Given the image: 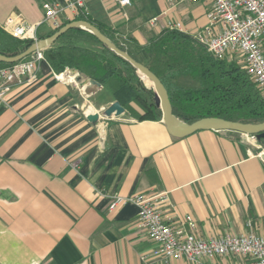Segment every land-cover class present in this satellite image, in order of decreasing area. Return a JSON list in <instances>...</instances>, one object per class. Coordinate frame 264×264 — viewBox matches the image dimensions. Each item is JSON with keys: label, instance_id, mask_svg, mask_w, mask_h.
Masks as SVG:
<instances>
[{"label": "crops", "instance_id": "0c3cea01", "mask_svg": "<svg viewBox=\"0 0 264 264\" xmlns=\"http://www.w3.org/2000/svg\"><path fill=\"white\" fill-rule=\"evenodd\" d=\"M43 1L0 0V24L18 14L40 22ZM162 1L122 6L89 0L87 8L147 63V52L132 47L130 37L145 45L179 20L195 34L208 24L212 6V0H200L181 20L169 17L171 6ZM75 16L66 9L59 21L69 23ZM52 29L45 23L37 32ZM111 96L103 85L83 94L76 83L58 80L43 60L35 82L15 87L7 103H0V264H195L143 259L155 243L141 227L136 205L110 210L116 195H152L167 222L179 224L190 215L204 239L250 231L264 235V159L257 155L258 143L233 130L175 137L163 120L89 121L90 113L115 101ZM85 105L88 109L81 110ZM241 263L233 256L201 262Z\"/></svg>", "mask_w": 264, "mask_h": 264}, {"label": "trees", "instance_id": "16d2710c", "mask_svg": "<svg viewBox=\"0 0 264 264\" xmlns=\"http://www.w3.org/2000/svg\"><path fill=\"white\" fill-rule=\"evenodd\" d=\"M73 20L93 23L118 47L140 61L124 43L113 37L114 29L105 23L96 21L90 14L76 15ZM65 24L38 35V38L54 34ZM129 40L136 49L147 52L149 59L144 64L164 83L173 113L180 120L193 123L204 117H221L245 123L264 122L261 87L236 55L217 58L195 34L170 26L164 27L145 45L132 37ZM33 42V39L12 36L0 25V53L18 54ZM88 42L101 44L102 50L89 47ZM44 57L56 73L69 69L99 81L137 120L163 119L162 109L155 102L154 88L92 32L79 27L69 29L52 46L44 49ZM13 64L0 61V67ZM259 141L264 144V138Z\"/></svg>", "mask_w": 264, "mask_h": 264}, {"label": "built area", "instance_id": "2783aa9c", "mask_svg": "<svg viewBox=\"0 0 264 264\" xmlns=\"http://www.w3.org/2000/svg\"><path fill=\"white\" fill-rule=\"evenodd\" d=\"M88 1L66 0L61 3L45 0L44 17L40 22L30 23L18 14L10 15L0 25L16 38L36 41L39 39V26L46 23L54 28L59 27V17L66 9H71L75 15L89 14ZM113 1L122 6L132 4V0ZM207 18L208 24L195 33L196 38L217 58L230 54L243 57L248 73L258 82L264 96V0H212ZM170 27L184 30L181 21L171 22ZM43 60L44 49L13 65L0 67V103H7L15 87L34 83ZM54 75L64 83L77 84L75 71L66 69L61 73L54 72ZM246 135L258 142L256 135ZM257 155L264 159V149ZM129 202L137 206L139 223L155 243L152 251L143 255V259L153 256L166 261L186 259L201 264L204 258L233 256L242 258L241 264H264V235L250 231L204 239L196 234V223L192 216L187 215L179 224H171L158 208L156 198L144 193L116 195L110 202V210Z\"/></svg>", "mask_w": 264, "mask_h": 264}, {"label": "water", "instance_id": "95a60500", "mask_svg": "<svg viewBox=\"0 0 264 264\" xmlns=\"http://www.w3.org/2000/svg\"><path fill=\"white\" fill-rule=\"evenodd\" d=\"M79 27L92 32L102 43L107 45L116 55L129 62L143 78L152 82L155 91V102L161 107L163 113V122L165 123L169 133L175 137H184L201 129L214 130H233L245 134H254L258 139L264 138V122L262 123H245L241 121L228 120L221 117H204L193 123H186L180 120L173 113V107L167 88L161 79L143 62L136 60L127 51L121 49L117 44L105 35L93 23L86 20H74L62 26L54 34L34 41L26 50L14 54L6 55L0 53V61L8 63H16L32 53L46 49L52 46L60 36L71 28ZM79 74V72L76 71ZM81 75V74H80ZM83 79V87L87 94H91L102 88V84L90 77L81 75ZM104 115L107 118L111 117H126L133 119L131 113L121 104L120 101H113L108 107L104 108ZM88 120L97 123L101 118V113L92 112L88 115Z\"/></svg>", "mask_w": 264, "mask_h": 264}, {"label": "rangeland", "instance_id": "374dc122", "mask_svg": "<svg viewBox=\"0 0 264 264\" xmlns=\"http://www.w3.org/2000/svg\"><path fill=\"white\" fill-rule=\"evenodd\" d=\"M162 3L167 8H169L171 6L170 12L168 14L169 17H171V18L180 17L181 20L188 19V11H191L192 9L194 10L198 6V4H199L198 1H194L193 2V1H190V0H186L184 2H177L176 0H172L171 2H168L167 0H164V1H162ZM126 10H128V12L131 13V14L133 13V12H131V7L127 8ZM135 20L138 21V22H142L144 24H146V22H147V21H144V20L141 21V19H136V18H135ZM147 24H148V22H147ZM183 27L184 28L186 27V25H184V23H183ZM87 44L89 45V47H92V48L97 49V50H102V46L99 43H95V42L94 43H91V42H88ZM132 47H134V46H132ZM236 56L238 58H240L241 60H243V57H241L239 55H236ZM79 75H80V73H79ZM79 75L77 73V77H76L77 86L79 87V89L82 91L83 94L87 95V93L85 92L84 87H83V79H82L81 75L80 76ZM147 85L149 87H152L149 84H147ZM112 98L115 99L114 96ZM80 109L81 110H84V109L87 110L88 107H86V105H85V107L84 106L83 107H80ZM103 111H104V109H100V112H101V115H102L101 119H103L104 118L103 116H105ZM249 138H250V141H251L250 143H254V144L258 143L259 144V146H260L259 150L260 151L264 149V144L261 143V142H259V139H257L258 142H255L256 140L253 141V139H252L253 137L249 136Z\"/></svg>", "mask_w": 264, "mask_h": 264}, {"label": "bare ground", "instance_id": "6f19581e", "mask_svg": "<svg viewBox=\"0 0 264 264\" xmlns=\"http://www.w3.org/2000/svg\"><path fill=\"white\" fill-rule=\"evenodd\" d=\"M65 79H66V77H65ZM144 80H145V82H146L147 84H149V85L153 86V84H152V82H151V81H149V80H148V79H146V78H144Z\"/></svg>", "mask_w": 264, "mask_h": 264}]
</instances>
